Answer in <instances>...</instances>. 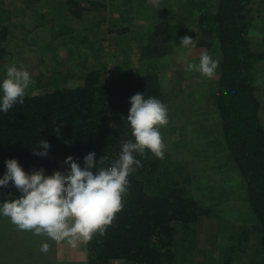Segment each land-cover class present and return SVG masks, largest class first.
Listing matches in <instances>:
<instances>
[{
  "label": "trees",
  "instance_id": "1",
  "mask_svg": "<svg viewBox=\"0 0 264 264\" xmlns=\"http://www.w3.org/2000/svg\"><path fill=\"white\" fill-rule=\"evenodd\" d=\"M87 1L98 10L105 9L101 2ZM255 2L257 0H216L214 3L209 0H173L168 6H163L165 0H158L156 5L150 4L145 9H149L148 18L153 22L147 28L135 22L137 28L110 29L120 34L129 30L131 38L143 39L134 55L139 61H146L150 72L140 73L133 66H127L121 76L108 78L105 63L93 65L105 57L100 38L104 16L94 17L96 19L90 22L87 12L91 8L86 6L87 3L68 0L63 8L67 24L55 19L40 21L41 17L36 21L33 17L37 10L29 5V0H24L21 11L34 22L36 31L50 23V29L60 36L70 35L71 41L74 40L72 37H77L74 40L78 45L77 51L70 50L63 59L72 60L71 57L77 53V66L82 70L69 74L74 77L78 72L75 84L60 86L57 83L53 90L26 95L23 104H16L7 113H0V176L6 171L5 161L9 158H16L29 172L43 169L48 177L67 172L63 165L69 158L83 167V157L89 152H95L97 160L104 156L107 167L118 157L121 143L133 139L127 122L132 95L144 93L146 98L156 97L167 108L171 106L174 92L162 83L169 65L157 67L156 70L161 69L162 72L153 71V68L157 62L165 63V58L175 50H187L180 45V38L187 35L195 39V49L205 47L219 61L216 109L227 149L247 183V199L258 221L251 227L253 233L257 232L259 246L249 250V255H254L250 264H264V123L254 73L257 64L264 60V38L263 47L255 49L250 38ZM177 3L183 7L184 13H189L187 17L192 22L187 25L179 23V20H188L183 18L185 16H179L178 22L168 19L176 11L181 15ZM259 3L262 7L258 11L263 13L260 16L264 19V0H259ZM6 4V0H0V41L3 42L16 32L14 16ZM95 26L89 32L90 27ZM79 27L83 31L80 32ZM42 35L30 36L28 40ZM25 37H28L27 33ZM198 60L194 59L192 63ZM79 71H82L81 75ZM4 74L5 70H0V79ZM40 74L44 75V70ZM62 76L59 74L58 77ZM58 77L42 82L41 88L55 84ZM41 139H46L50 145L47 158L35 155L33 151ZM137 159L141 160L142 167L128 177L130 186L123 208L115 214L103 234L96 233L87 241L83 263L75 260L81 258L79 254H69L68 243L64 241L65 252L73 264H173L179 249L192 247L195 251V234L200 229L201 219L213 215L212 208L201 205L187 191L185 184L190 179L187 180L178 162L169 160V156L158 159L146 150ZM189 190L192 191L191 188ZM9 193L19 196L11 185L0 187V198L8 197ZM226 227L227 224L223 228ZM201 232L203 234L204 231ZM241 234L237 232L236 236L241 237ZM236 239L230 235L227 241ZM240 243L241 239L236 241V245L233 243L231 251L241 253L243 248L237 247Z\"/></svg>",
  "mask_w": 264,
  "mask_h": 264
},
{
  "label": "rangeland",
  "instance_id": "2",
  "mask_svg": "<svg viewBox=\"0 0 264 264\" xmlns=\"http://www.w3.org/2000/svg\"><path fill=\"white\" fill-rule=\"evenodd\" d=\"M84 1L87 3L86 6L91 8L89 13L87 12V15L91 17L90 22L100 16L105 17V20L101 21L100 33L105 57L95 61L93 65L99 66L105 63L107 67L104 70L108 78L121 76L127 66H133L140 73L150 72L146 61L145 63L143 60L139 61L134 55L143 39L131 38L129 30L120 34L111 32L110 29L117 31L121 30L120 28H130V26L135 28L137 24H143L147 28L153 21L148 18L149 9L145 8L157 3L153 0H96L97 3L101 2L105 5V9L98 10L92 3L90 5L89 1ZM170 1L173 0H165L163 6H168ZM209 1L214 3L216 0ZM66 2L68 0H29V5L37 10V14L33 17L34 20L37 21L41 17L40 21L55 19L67 24L63 10ZM6 3V7L12 11L14 16L16 32L11 39L0 41L1 72L12 64L26 68L34 80V84L29 87L26 95H37L48 89L53 90L57 83L60 86L75 84L78 72L74 77L69 74L75 70H82V67L77 66V53L74 54L75 57H71L72 60H65V58L70 50L77 51L78 45L74 42L77 37H72L74 40L71 41L70 35L60 36L56 31H52V28L50 29V23L36 31L34 22L21 11L24 0H6ZM253 7L255 8L253 10L254 24L250 29V38L254 48L258 49L263 47L264 19L260 16V13H263L258 11V8L262 7L259 0L254 3ZM179 8H181L180 5ZM150 10L152 12L151 8ZM179 11L181 15L176 11L168 19L178 22L179 16H185L183 18H188V20H179L181 21L179 23L187 25L191 21L187 17L189 13H184L183 7ZM117 19H119L118 24H114ZM135 22L137 24L134 26ZM96 27H90L89 32ZM107 29L108 33H106ZM79 30L83 31L81 27ZM26 33L28 37L24 38ZM132 33L134 36V30ZM38 34L43 35L28 40L30 36ZM53 35L56 37L54 38ZM50 41H52L51 47ZM22 42L26 43L22 44ZM216 45L215 48L218 47ZM185 51L175 50L169 58H165V63L164 61L157 62L158 65L153 68L155 69L153 71L162 72L161 69L156 70L157 67L169 65V69L164 70L166 75L162 78V83L168 90L172 89L175 93H173L171 106L167 108L169 122L160 128V132L166 145L164 155L169 156V160L178 162L187 180L190 179V182L185 184L187 191L198 199L201 205L212 208L213 215L201 219L199 234H195L196 239L193 246L195 251L192 247L179 249L175 254L173 264H250L254 260V255H249V250L259 246L257 232L253 233L251 227L258 221L247 199V183L238 166L232 161L222 133L215 98L217 76L215 74L212 78H207L196 71L186 72L185 67L188 61L192 63V60L200 58L201 54L208 53V50L205 47L196 49L193 47ZM91 60L93 62L92 56ZM51 63L54 68L51 67ZM41 70H44L47 75H41ZM81 72L79 71L80 75ZM254 73L257 93L261 99V118L264 123V60L257 64ZM59 74L63 75L62 78L58 77ZM56 77L58 80L55 84L41 88L42 82L47 83L50 78ZM191 78H193L192 81ZM216 145L218 146L217 151H215ZM190 188L192 191L189 190ZM226 224L228 227L223 228ZM220 229H224V232ZM237 232L242 233L241 237L236 236ZM230 235L237 239L229 243L227 240L230 239ZM239 239L242 243L237 247L247 250L239 249L241 253L231 251L232 244L236 245ZM44 244L49 247L47 254L41 251ZM86 244L87 242H82L73 248L68 243L69 254L80 255L81 258L75 259L79 263L85 261ZM66 254L64 241L53 242L45 237H35L30 231L19 230L10 218L0 216V264H64L66 261L63 259L66 260Z\"/></svg>",
  "mask_w": 264,
  "mask_h": 264
},
{
  "label": "clouds",
  "instance_id": "3",
  "mask_svg": "<svg viewBox=\"0 0 264 264\" xmlns=\"http://www.w3.org/2000/svg\"><path fill=\"white\" fill-rule=\"evenodd\" d=\"M180 45L195 47V39L185 35L180 38ZM218 67L219 61L204 52L199 63L188 62L185 71L212 78ZM32 84L34 80L26 68L8 66L0 79V113L23 104ZM129 103L127 122L133 139L121 143L118 157L107 167L104 156L97 160L96 153L89 152L83 157V167L69 158L63 165L67 172L48 177L43 169L29 172L16 158L6 159L0 187L11 185L19 196L9 193L8 197L0 198V216L10 218L21 231L53 242L66 240L73 248L91 240L96 233L103 234L124 206L130 186L128 177L142 167L137 156H143L147 150L163 159L166 149L160 132L169 122L165 104L156 97L146 98L144 93L132 95ZM36 145L34 154L47 158L50 152L47 140L41 139ZM41 251L47 254L48 245H42Z\"/></svg>",
  "mask_w": 264,
  "mask_h": 264
},
{
  "label": "crops",
  "instance_id": "4",
  "mask_svg": "<svg viewBox=\"0 0 264 264\" xmlns=\"http://www.w3.org/2000/svg\"><path fill=\"white\" fill-rule=\"evenodd\" d=\"M66 259L67 260H66V262L64 264H73L72 261L68 259L67 254H66Z\"/></svg>",
  "mask_w": 264,
  "mask_h": 264
}]
</instances>
